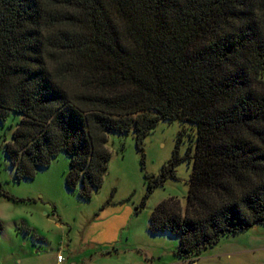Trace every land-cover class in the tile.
Here are the masks:
<instances>
[{"label":"trees","instance_id":"obj_1","mask_svg":"<svg viewBox=\"0 0 264 264\" xmlns=\"http://www.w3.org/2000/svg\"><path fill=\"white\" fill-rule=\"evenodd\" d=\"M9 112L15 178L64 152L84 200L107 174L108 132L142 152L159 121L189 128L185 206L149 218L181 259L264 225V0H0V122ZM182 159L146 176V197Z\"/></svg>","mask_w":264,"mask_h":264},{"label":"rangeland","instance_id":"obj_2","mask_svg":"<svg viewBox=\"0 0 264 264\" xmlns=\"http://www.w3.org/2000/svg\"><path fill=\"white\" fill-rule=\"evenodd\" d=\"M20 115L0 122V264H264V225L221 238L197 258L176 256L179 239L152 233L155 207L188 194L192 162L185 159L190 129L159 121L138 151L133 134L108 132L107 174L89 200L66 187L69 157L60 152L32 179L15 178L4 150ZM182 140L178 143L179 134ZM177 152L175 178L146 197V176L158 175Z\"/></svg>","mask_w":264,"mask_h":264},{"label":"built area","instance_id":"obj_3","mask_svg":"<svg viewBox=\"0 0 264 264\" xmlns=\"http://www.w3.org/2000/svg\"><path fill=\"white\" fill-rule=\"evenodd\" d=\"M57 262H58V264H60L62 262V259L60 257H58Z\"/></svg>","mask_w":264,"mask_h":264}]
</instances>
